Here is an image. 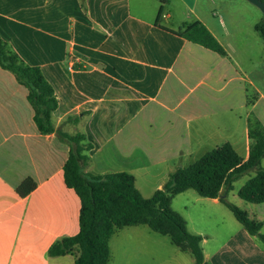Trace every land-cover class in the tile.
<instances>
[{"label":"crops","instance_id":"crops-1","mask_svg":"<svg viewBox=\"0 0 264 264\" xmlns=\"http://www.w3.org/2000/svg\"><path fill=\"white\" fill-rule=\"evenodd\" d=\"M84 2L80 9L78 0H0V36L25 62L41 67L53 85L59 101L56 126L70 134L84 133L93 144L87 152L86 172L120 171L108 170L107 159L122 156L127 162L140 156L126 170L135 176L148 163L169 159L173 163L195 148L215 147L210 145L220 128L232 132L233 125H243L248 142L249 121L257 118L264 125V114L257 110L264 94L240 74L245 72L241 62L214 22L200 11L190 6L193 18L177 20L155 0ZM161 6L163 14L157 22ZM197 20L217 37L227 55L172 32ZM248 82L258 95L250 100L251 111L232 119L230 112L236 108L232 101L247 106ZM27 95V88L0 65V264H74L72 254H48L55 240L80 230L81 200L64 176L71 144L57 132L38 131ZM223 106L228 114L221 112ZM69 116L74 120H67ZM217 116L223 119L217 122ZM226 141L235 144L228 136L220 143ZM27 177L36 187L21 196L16 187ZM193 199L216 209L226 207L220 198L197 195ZM181 215L190 232L203 235L201 228H191L187 216ZM142 226L116 232L110 240V264L115 236L122 232L119 240L124 241L126 235H140L138 241ZM230 240L231 264H264V253L249 255L243 248V241H251L244 230L238 229ZM205 256L212 264H222L219 256Z\"/></svg>","mask_w":264,"mask_h":264},{"label":"trees","instance_id":"trees-1","mask_svg":"<svg viewBox=\"0 0 264 264\" xmlns=\"http://www.w3.org/2000/svg\"><path fill=\"white\" fill-rule=\"evenodd\" d=\"M264 2V0H261ZM165 3L166 0H161ZM83 5L85 2L83 0ZM163 14L159 10L157 22ZM255 30L264 38V16L255 24ZM175 34L203 45L221 55L227 51L207 26L197 20L185 22ZM0 65L11 71L28 90V100L33 108L34 121L41 134L57 132L71 144L64 164L67 186L80 197V230L55 240L48 249L51 257L72 254L74 264H110V240L119 229L147 225L155 232L168 236L181 251L190 252L196 264H212L206 259L202 241L204 236L189 231L187 221L172 208L176 195L194 189L199 195L220 200L233 212L236 219L252 236L264 243L261 233L264 222L251 218L247 211L227 200L234 182L250 171H255L238 190V195L252 203L264 202V125L251 119L248 126L249 148L242 156L229 142L212 148L194 163L177 169L152 196L145 197L136 185L135 176L128 171L95 174L85 171L93 147L84 133L70 134L57 127L54 112L59 106L53 85L39 66L30 65L0 36ZM67 120H74L69 116ZM36 187L32 177L24 179L17 187L26 196Z\"/></svg>","mask_w":264,"mask_h":264},{"label":"rangeland","instance_id":"rangeland-1","mask_svg":"<svg viewBox=\"0 0 264 264\" xmlns=\"http://www.w3.org/2000/svg\"><path fill=\"white\" fill-rule=\"evenodd\" d=\"M155 1L158 2V5L164 4V13L171 10L177 20L182 16L193 18V13L190 9L192 7L194 10L200 11L207 21L214 22L215 28L218 30L217 32L221 34L220 37L226 42L233 55L242 64L245 72L240 74L248 81H254L264 94V38L255 30V24L264 16V13L258 6L249 0H183L184 4L182 0H168L165 3L161 2V0ZM78 2L79 8L82 9L83 0H78ZM185 2L188 3L187 9L184 8ZM242 83L244 84V82ZM246 85L249 100L247 106L241 108L236 105L237 101H232V104L236 106L234 111L230 112L232 114L230 118L232 119H236L239 114L245 115L251 111L250 100L258 95L254 85L249 82ZM186 102H190V99ZM183 107L185 108L186 106ZM257 110L264 114L263 101L258 105ZM224 111L227 112V107L223 106L221 112L223 113ZM227 114L224 116L225 118L228 117ZM221 119H223V116L216 117L217 122ZM233 128H236V130L232 132H224L223 128H220V131L216 132L215 143H211L213 145L210 146L216 147L222 144L220 143L221 138L226 139L228 136L234 140L235 144L233 145L236 150L242 156H245L248 152L250 141L248 139V142H246L247 139L244 136L243 125H233ZM212 148L214 147L195 148L192 153L176 158L173 163H171V159L156 164L148 163V165H145L146 167L148 166L146 169L135 171L138 189L145 197L152 196L160 189V185L169 179L170 175L165 174V172L194 163ZM139 157L137 156L135 160L139 159ZM135 160L126 162L122 156H114L108 158L104 166L109 168L108 170L126 171L127 168L135 166ZM261 166L264 167V158L261 161ZM100 170H104L103 167ZM254 174L255 171H250L235 181L233 190L227 195V200L247 211L251 218L264 222V203L248 202L238 195L239 188ZM197 195L199 194L194 189H190L183 196L173 199L172 208L180 214L187 216L191 228L195 225L196 228L203 230V236H206V241L202 243V247L204 253L209 258L219 256V261L222 264H231L232 256L228 251L233 247V243H231L230 239L238 229L244 230L251 238V241L247 243L243 241L244 244L242 246L245 248L247 254L259 255L261 252L264 253V243L259 237L250 235L227 206H224L222 208L224 210H221L213 208L206 202H194L193 197ZM184 206L188 207L187 213ZM141 229L143 232H141L142 236L140 240L145 239V242L140 243L138 242L140 240L135 241L140 235H126L124 241L119 240L122 232H119L118 236H115L112 243L113 264H129L130 256L133 259L132 264H139V262L141 264H195L194 256L190 252L181 251L171 242L168 236L155 232L146 225L142 226ZM124 231L128 232V230ZM261 233L264 234V225ZM136 258L138 259L136 260Z\"/></svg>","mask_w":264,"mask_h":264},{"label":"water","instance_id":"water-1","mask_svg":"<svg viewBox=\"0 0 264 264\" xmlns=\"http://www.w3.org/2000/svg\"><path fill=\"white\" fill-rule=\"evenodd\" d=\"M249 1L255 4L256 6H258L264 13V2H262L261 0H249Z\"/></svg>","mask_w":264,"mask_h":264}]
</instances>
